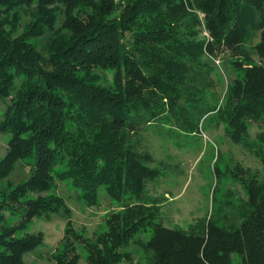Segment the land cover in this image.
<instances>
[{
	"label": "trees",
	"instance_id": "trees-1",
	"mask_svg": "<svg viewBox=\"0 0 264 264\" xmlns=\"http://www.w3.org/2000/svg\"><path fill=\"white\" fill-rule=\"evenodd\" d=\"M196 10L205 14L209 36L202 40ZM22 11L30 23L14 36L5 26ZM0 17V98L12 97L0 118V133L10 135L0 158V184L7 181L0 187V264H28L25 256L44 244V234L30 232V225L58 214L67 222L50 255L54 264L82 258L119 264L131 260L121 250L132 241L151 251L150 264H264V181L243 182L248 200L238 207V222L220 225L211 214L188 231L167 228L156 222L157 200L146 193L159 172L129 141L142 124L165 126L170 118L198 134L200 120L216 107L201 103L187 74L196 80L195 68L208 67L207 54H229L242 74L219 117L230 138L264 164V131L254 139L249 134L250 124H264V0H0ZM255 30H262L255 47L262 65L245 47ZM48 32L46 56L30 41ZM97 71H112V83ZM17 78L23 79L18 88ZM19 163L30 178L15 184L9 178ZM60 183L88 206L97 205L102 190L117 203H135L91 240L73 227L72 210L57 194ZM7 213L15 224L7 223ZM149 230L146 243L134 240Z\"/></svg>",
	"mask_w": 264,
	"mask_h": 264
},
{
	"label": "rangeland",
	"instance_id": "rangeland-1",
	"mask_svg": "<svg viewBox=\"0 0 264 264\" xmlns=\"http://www.w3.org/2000/svg\"><path fill=\"white\" fill-rule=\"evenodd\" d=\"M123 2V0H117ZM196 12L201 26L199 39L209 36L205 29V14L199 10ZM21 12L19 18L10 17L9 24L5 28L12 30L14 36H19L26 31L30 23L28 17ZM14 15V14H13ZM4 18V17H0ZM56 28L62 26V22L56 23ZM47 36L32 39L30 42L47 56L45 47L48 44ZM262 30H255L245 43L250 52H254L253 60L257 65H262L261 59L255 54V47L261 41ZM198 39V40H199ZM203 63H208L206 68H195L194 73L200 70L196 80L191 81V72L187 74V84L195 88L204 96V106L216 107V111L206 114L199 122V133H185L174 119L168 120L165 126L153 122L142 124L137 131L130 134L129 141L133 149L143 158L147 155L148 166L157 169L159 176L155 180L146 182V193L157 200L159 209L157 223H162L171 229L188 231L190 227L203 219H209L211 214L219 221L220 225L239 221V209L241 204L248 200L247 190L243 182L256 177L264 181V164L244 144L234 142L228 133V126L219 117V108L226 106L230 88L235 79L241 76V72L234 66L235 59L229 54L221 57H202ZM109 85L113 81L112 71H97ZM22 78H17L15 86L22 84ZM104 83V84H105ZM15 91L12 93L14 96ZM9 99L0 98V118L4 115ZM167 116V115H165ZM264 131V124L252 123L249 125V134L254 139ZM10 135L0 133V158L7 153ZM219 172L222 174L219 175ZM30 178V169L21 163L17 164L10 180L15 184ZM1 188L7 187L5 180L0 184ZM57 194L64 198L72 210L71 222L75 230L91 240H96L98 235L108 231L109 218L124 210V206L134 204V201H126L124 204L113 201L102 190L97 205L88 206L77 198V192L66 183H60ZM152 204V202L150 203ZM7 223L15 224L17 218L6 215ZM67 218L62 215H54L51 220L34 219L30 225V232L43 233L44 244L35 252L25 256L28 264H54L50 255L55 252L64 236ZM151 230L143 231L135 237L136 240L147 242L150 239ZM129 253L132 258H124L119 264H150L152 253L144 250L133 242L121 250ZM79 252L83 254L82 247ZM85 253V252H84ZM79 264H88L82 258Z\"/></svg>",
	"mask_w": 264,
	"mask_h": 264
}]
</instances>
